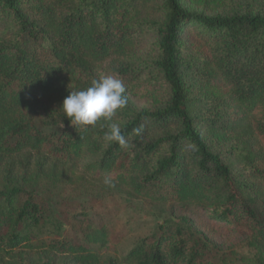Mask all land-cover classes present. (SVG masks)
<instances>
[{
  "label": "trees",
  "instance_id": "trees-1",
  "mask_svg": "<svg viewBox=\"0 0 264 264\" xmlns=\"http://www.w3.org/2000/svg\"><path fill=\"white\" fill-rule=\"evenodd\" d=\"M102 75L122 80L126 106L111 121L72 126L63 99ZM135 91L154 105L134 107ZM40 114L57 117V136L35 129ZM110 123L126 145L104 139ZM31 175L200 208L230 232L248 230L264 253V13L205 15L180 0H0V264H213L180 230L121 260L34 242L19 227L40 225L42 205L32 194L17 202L15 186ZM84 240L103 247L107 231Z\"/></svg>",
  "mask_w": 264,
  "mask_h": 264
},
{
  "label": "rangeland",
  "instance_id": "rangeland-1",
  "mask_svg": "<svg viewBox=\"0 0 264 264\" xmlns=\"http://www.w3.org/2000/svg\"><path fill=\"white\" fill-rule=\"evenodd\" d=\"M183 7L205 15L233 10H252L264 13V0H180ZM154 38L146 39L136 50L142 58L151 48ZM132 105L138 109L151 108L154 99L143 93L129 94ZM57 117L40 114L34 120L38 132L57 136ZM15 186L23 191L17 202H23L29 194L43 208L40 225L21 226L34 242L49 245L67 240L86 245L102 260L123 259L140 241L153 243L163 233L176 230L183 238L213 264H264V253L255 245L253 236L245 228L235 232L208 221L204 211L180 204L155 203L131 199L122 191L102 189L88 184L54 182L31 175ZM104 227L108 241L105 246L89 245L84 236L94 228Z\"/></svg>",
  "mask_w": 264,
  "mask_h": 264
},
{
  "label": "clouds",
  "instance_id": "clouds-1",
  "mask_svg": "<svg viewBox=\"0 0 264 264\" xmlns=\"http://www.w3.org/2000/svg\"><path fill=\"white\" fill-rule=\"evenodd\" d=\"M126 89L121 79L115 75H102L93 79L91 85L78 91H70L63 99L60 109L72 126L95 125L98 120L111 121L118 109L126 106ZM63 126V125H62ZM142 128L134 129L140 134ZM108 142L126 145V140L117 123H110L104 135ZM106 183L109 181L106 179Z\"/></svg>",
  "mask_w": 264,
  "mask_h": 264
}]
</instances>
